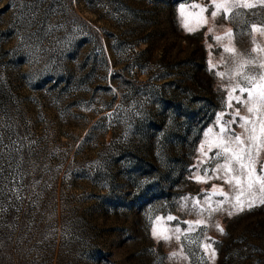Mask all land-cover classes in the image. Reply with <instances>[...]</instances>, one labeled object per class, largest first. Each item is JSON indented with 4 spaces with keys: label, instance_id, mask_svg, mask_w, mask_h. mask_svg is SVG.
I'll list each match as a JSON object with an SVG mask.
<instances>
[{
    "label": "rangeland",
    "instance_id": "1",
    "mask_svg": "<svg viewBox=\"0 0 264 264\" xmlns=\"http://www.w3.org/2000/svg\"><path fill=\"white\" fill-rule=\"evenodd\" d=\"M262 63L258 0H0V264H264Z\"/></svg>",
    "mask_w": 264,
    "mask_h": 264
},
{
    "label": "snow or ice",
    "instance_id": "2",
    "mask_svg": "<svg viewBox=\"0 0 264 264\" xmlns=\"http://www.w3.org/2000/svg\"><path fill=\"white\" fill-rule=\"evenodd\" d=\"M258 2L261 5H264V0H258ZM233 6H242L247 8H253L256 5L255 4H244V5H233ZM193 8L199 7L198 5H193ZM219 5H217V8L219 9ZM205 9H201L203 12ZM216 12H212L211 15L213 17L216 16ZM228 35H231V33H228ZM217 40H220L221 37H216ZM225 51H231V49L225 48ZM249 63H252V61H249ZM259 67L264 68V63L260 64ZM239 74V73H238ZM223 76V74H221ZM248 84L252 85V88H240L241 92H248L249 93V100L248 103L255 104L259 102L260 104L264 105V85H258L257 79L264 80V73L260 74V76L257 77H251L245 75L243 77ZM239 87V86H237ZM259 88L258 91H254L255 89ZM235 91V88L233 89ZM231 99L237 100L239 102V97H230ZM228 107H231V103H228ZM247 111L249 113H253L257 111L255 107H248ZM223 115V114H222ZM237 116H239V111L237 110ZM222 118V117H221ZM245 123V131L249 133L247 136V143H245V139L243 138V134H237L234 131H232L229 127L231 123H234V121L229 120L224 122V126L220 128L221 133V139L223 141V144L217 145V147L221 148L222 150L219 152H216L214 154L215 157H224L225 158V164L218 166L214 171L223 170L225 174L234 173V175H231L228 180L226 181L229 184H232L235 182L236 185H240L242 183L241 177L247 176L249 179L248 188L252 189L254 185L259 184V190L264 193V164H261L260 171L258 175H254L255 168L254 165L258 162L259 153L261 151V146L264 145V139L258 138L256 135V126L257 123H260L262 125L261 131L264 132V119H261L260 121H252L249 118H243ZM251 124V128L248 127V125ZM211 131V129L209 130ZM225 133H231L230 136L224 137L223 134ZM227 145H233L234 147L230 149ZM209 151H211V148H209ZM201 152L204 153L203 148H201ZM231 152V154H229ZM233 162L235 163L236 167H233ZM203 163V161H201ZM197 181L201 182V178L197 177ZM219 195H224L223 192L215 193ZM261 203L264 204V197L261 198ZM252 205H249L251 207ZM240 211H243V207L239 208ZM231 215V213H229ZM169 219H172V217H169ZM221 231H223L221 229ZM167 239V237H165Z\"/></svg>",
    "mask_w": 264,
    "mask_h": 264
}]
</instances>
